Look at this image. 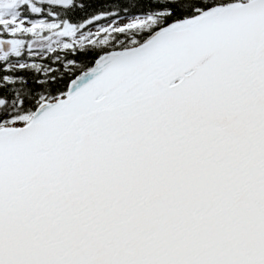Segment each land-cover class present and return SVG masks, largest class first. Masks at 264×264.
Wrapping results in <instances>:
<instances>
[{
    "label": "snow or ice",
    "instance_id": "snow-or-ice-1",
    "mask_svg": "<svg viewBox=\"0 0 264 264\" xmlns=\"http://www.w3.org/2000/svg\"><path fill=\"white\" fill-rule=\"evenodd\" d=\"M0 264H264V0H0Z\"/></svg>",
    "mask_w": 264,
    "mask_h": 264
},
{
    "label": "rangeland",
    "instance_id": "rangeland-1",
    "mask_svg": "<svg viewBox=\"0 0 264 264\" xmlns=\"http://www.w3.org/2000/svg\"><path fill=\"white\" fill-rule=\"evenodd\" d=\"M124 21H121V23H123Z\"/></svg>",
    "mask_w": 264,
    "mask_h": 264
}]
</instances>
